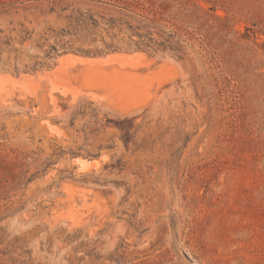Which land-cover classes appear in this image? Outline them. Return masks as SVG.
Returning <instances> with one entry per match:
<instances>
[{
    "label": "rangeland",
    "instance_id": "1",
    "mask_svg": "<svg viewBox=\"0 0 264 264\" xmlns=\"http://www.w3.org/2000/svg\"><path fill=\"white\" fill-rule=\"evenodd\" d=\"M0 75V264H264V0H0Z\"/></svg>",
    "mask_w": 264,
    "mask_h": 264
},
{
    "label": "bare ground",
    "instance_id": "2",
    "mask_svg": "<svg viewBox=\"0 0 264 264\" xmlns=\"http://www.w3.org/2000/svg\"><path fill=\"white\" fill-rule=\"evenodd\" d=\"M145 58H146L145 55L143 56L142 54H139V53H136V54L134 53V55L133 54L132 55H126V54L117 53V54L105 56L104 58L101 57V58H95V59L77 57L75 55L74 56L73 55L64 56L58 60L59 65L56 68H54V70H52L50 73H45L43 76H40V78H42V79L44 78V79H47L50 81L51 77H56L55 79L57 80V77H59L63 74H66L64 72V69H67V67H68V70H70L69 68L74 69L76 66L79 65V66H82L84 68V69L82 68L81 71H86V74H88L86 76V78L91 76L90 77L91 79L89 78L90 80H88V78H87L86 81H89L90 83H96V81H98L101 83L102 87H103V84H105V86L108 88L110 86L113 89L115 94L119 93L118 97L115 94L113 96H116L115 97L116 99H120L121 100L120 102H123L124 99H122V96H123L122 94L124 92H126V91H130V92L132 91L133 92L134 90H135L134 92H136L137 88L139 89V87L141 85H143L147 82V80H143L144 77H139L137 74L128 73L126 71L127 69L133 70V69H137L139 67H148L149 64H145V61H147ZM69 66H71V67H69ZM111 67H113L111 72L107 71V68H111ZM114 67H117V68H114ZM77 77H78V74H74L73 78H77ZM52 80L53 79H51V81ZM93 80L95 82H92ZM141 81L142 82L144 81L145 83L144 82L142 83ZM98 82H97V84H99V87H100L101 85ZM140 83H141V85H140ZM91 85H93V84H91ZM94 86H95V84H94ZM112 89H110L112 92L111 94H113ZM64 91H65V88H64ZM125 98H127V96ZM130 98H131V96H130ZM130 98L127 100H130ZM133 98H131L132 101H133ZM116 101L117 100H115V102ZM124 104H127V103H124ZM134 105H136V104H134ZM134 105H131V107H133ZM121 106H123V105H121ZM136 107H137V105L134 106V108H136ZM130 111H132V113H133V111L135 112L136 110L133 109V110H129V112ZM129 112L127 114H129ZM92 165H89V166H92Z\"/></svg>",
    "mask_w": 264,
    "mask_h": 264
}]
</instances>
